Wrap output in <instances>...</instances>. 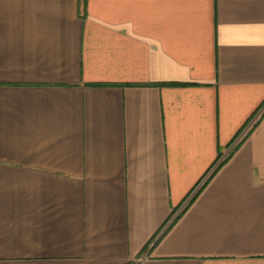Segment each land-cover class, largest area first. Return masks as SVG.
Wrapping results in <instances>:
<instances>
[{"label":"crops","instance_id":"1","mask_svg":"<svg viewBox=\"0 0 264 264\" xmlns=\"http://www.w3.org/2000/svg\"><path fill=\"white\" fill-rule=\"evenodd\" d=\"M0 264H264V0H0Z\"/></svg>","mask_w":264,"mask_h":264},{"label":"trees","instance_id":"2","mask_svg":"<svg viewBox=\"0 0 264 264\" xmlns=\"http://www.w3.org/2000/svg\"><path fill=\"white\" fill-rule=\"evenodd\" d=\"M87 0H84V4H86Z\"/></svg>","mask_w":264,"mask_h":264}]
</instances>
